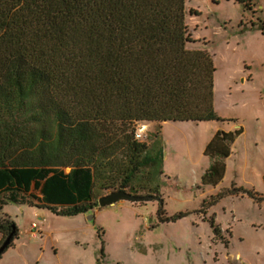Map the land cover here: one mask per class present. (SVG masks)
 <instances>
[{
    "label": "trees",
    "instance_id": "16d2710c",
    "mask_svg": "<svg viewBox=\"0 0 264 264\" xmlns=\"http://www.w3.org/2000/svg\"><path fill=\"white\" fill-rule=\"evenodd\" d=\"M187 12L186 0H0V245L18 235L9 203L70 216L95 207L96 188H147L154 159L139 122L225 120ZM242 132L218 129L207 143L205 185L222 180Z\"/></svg>",
    "mask_w": 264,
    "mask_h": 264
},
{
    "label": "rangeland",
    "instance_id": "374dc122",
    "mask_svg": "<svg viewBox=\"0 0 264 264\" xmlns=\"http://www.w3.org/2000/svg\"><path fill=\"white\" fill-rule=\"evenodd\" d=\"M186 6L189 46L204 47L213 58L214 106L225 120L138 123L154 163L151 182L137 195L153 199L100 207L99 199L117 190L96 188L95 207L74 216L5 205L2 212L19 228L18 246L8 248L0 264H96L100 240L105 242L100 264H264V0H248L246 6L239 0H186ZM239 126L244 132L232 144L225 177L216 186L205 185L202 176L210 165L205 146L217 129ZM70 170L59 173L68 176ZM219 191L224 195L211 204ZM38 216L45 227L39 245L29 233ZM208 216L220 226L216 236L203 219Z\"/></svg>",
    "mask_w": 264,
    "mask_h": 264
},
{
    "label": "crops",
    "instance_id": "0c3cea01",
    "mask_svg": "<svg viewBox=\"0 0 264 264\" xmlns=\"http://www.w3.org/2000/svg\"><path fill=\"white\" fill-rule=\"evenodd\" d=\"M216 76V71H215V75H214V77ZM240 127V126H239ZM243 128V127H242ZM221 129V128H220ZM236 129V128H235ZM218 130V129H217ZM216 130V131H217ZM223 130H225V129H223ZM225 131H230V130H225ZM243 132H244V129H243ZM242 132V133H243ZM241 133V134H242ZM240 134V135H241ZM239 135V136H240ZM238 136V137H239ZM237 137V138H238ZM236 138V139H237ZM235 139V140H236ZM235 142V141H234ZM233 142V143H234ZM232 143V144H233ZM231 147H232V145H231ZM231 152H232V149H231ZM230 155H231V153H230ZM229 155V156H230ZM228 156V157H229ZM227 157V158H228ZM226 158V159H227ZM226 159L224 160V162H225V164H226V170H225V174H226V172H227V163H226ZM225 174H224V176H223V178L225 177ZM223 178H222V180H223ZM221 180V181H222ZM220 181V182H221ZM261 181H262V183H263V189H264V171L262 172V174H261ZM219 182V183H220ZM218 183V184H219ZM218 184H216V185H218ZM216 185H211V186H216ZM241 189H239L240 191H242V193L243 194H246L247 196H249L251 199H254V200H258V197H257V194L255 193V192H252L251 190H249L248 189V187H243V186H241L240 187ZM251 188H253V190H256L254 187H251ZM263 189L262 190H256V191H259V192H261V191H263ZM228 191H232V190H230V189H227ZM247 191H249V192H251L252 194H255V196H251L250 194H248L247 193ZM220 192H223V191H219L218 193H220ZM217 193V194H218ZM261 198H263L264 199V196H261ZM221 199V198H220ZM219 199V200H220ZM216 204V203H215ZM22 206H24V205H21L20 207H22ZM28 206V205H27ZM30 206V205H29ZM213 206V205H212ZM36 207V206H35ZM5 214H7V215H9L8 213H6V212H4ZM54 213V212H53ZM54 214H56V213H54ZM80 214V213H79ZM204 214H206V213H204ZM56 215H58V214H56ZM78 215V214H77ZM20 216H22V217H25V214H24V212H21V214H20ZM60 216H63V215H60ZM70 216H74V215H70ZM34 217V216H33ZM32 217V218H33ZM209 217V216H208ZM207 217V218H208ZM44 217H40V216H38L37 218H35V219H33L32 221H31V223H30V225H29V228H30V230H29V233H30V235H31V237L32 238H35V240H36V242L38 243L37 245H39L40 244V242H39V240H42L43 239V234L45 233V231L43 230V228L45 229V227H43V224H42V219H43ZM216 217L214 216V219H215ZM203 219L205 220V218L203 217ZM216 220V219H215ZM216 222V221H215ZM33 223H36V228H32V224ZM218 224V223H217ZM218 226H219V224H218ZM251 226V225H250ZM220 227V226H219ZM17 228H18V226H17ZM37 229H38V231H37ZM39 230H40V232H39ZM41 230H43V231H41ZM18 233H19V228H18ZM40 235V236H39ZM232 236H233V234H232ZM0 238H1V234H0ZM100 238V236H99V233L97 234V239H99ZM17 240H18V235H17V237L14 239V241H13V245L12 246H10V247H13V248H17V246H18V242H17ZM101 242H103V244H105V242L104 241H99V246L97 245V250H96V252H97V256H96V264H100V261H99V259H98V256L100 255V250H101V246H102V244H101ZM9 247V248H10ZM238 254L239 253H237V255H235V256H238ZM102 256V255H101ZM241 257V256H240ZM236 258H239V257H236ZM245 264H250V263H245Z\"/></svg>",
    "mask_w": 264,
    "mask_h": 264
},
{
    "label": "water",
    "instance_id": "95a60500",
    "mask_svg": "<svg viewBox=\"0 0 264 264\" xmlns=\"http://www.w3.org/2000/svg\"><path fill=\"white\" fill-rule=\"evenodd\" d=\"M154 196L152 195H137V194H132L129 193L123 189L111 192L99 199V206L100 207H105L111 204H114L118 200L121 199H126V200H131V201H144L148 199H153ZM92 218V216H89ZM13 232H11L7 238L4 240V242L0 245V256L2 253L9 247L10 241L12 239Z\"/></svg>",
    "mask_w": 264,
    "mask_h": 264
},
{
    "label": "built area",
    "instance_id": "2783aa9c",
    "mask_svg": "<svg viewBox=\"0 0 264 264\" xmlns=\"http://www.w3.org/2000/svg\"><path fill=\"white\" fill-rule=\"evenodd\" d=\"M135 137H136L137 139H141V140H142V129H141V127H140L139 124H137V126H136ZM52 175H53V171L50 170V171L48 172V176H52ZM35 227H36V223H33V224H32V228H35Z\"/></svg>",
    "mask_w": 264,
    "mask_h": 264
},
{
    "label": "bare ground",
    "instance_id": "6f19581e",
    "mask_svg": "<svg viewBox=\"0 0 264 264\" xmlns=\"http://www.w3.org/2000/svg\"><path fill=\"white\" fill-rule=\"evenodd\" d=\"M146 127H147L146 125H143L142 126L143 129L146 128ZM236 257H239L240 258V255L238 254V256H236Z\"/></svg>",
    "mask_w": 264,
    "mask_h": 264
}]
</instances>
